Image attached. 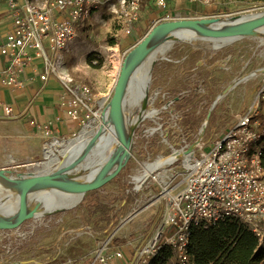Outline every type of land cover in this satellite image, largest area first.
<instances>
[{"label": "rangeland", "instance_id": "1", "mask_svg": "<svg viewBox=\"0 0 264 264\" xmlns=\"http://www.w3.org/2000/svg\"><path fill=\"white\" fill-rule=\"evenodd\" d=\"M29 1L42 6L51 0ZM165 1L166 7L161 8L155 0H141L138 19L128 23L126 4L109 0L92 12L63 52L62 73L90 88L99 103L95 106L98 118L89 121L92 131L99 129L122 64L138 44L126 42L130 33L140 32L142 39L149 25L153 28L167 21H210L264 12V2L234 0L203 7L189 0ZM216 39L201 36L177 42L169 37L151 46L144 108L155 114L147 113L133 127L121 170L96 190L85 193L71 208L27 218L13 230L0 229V264H87L94 248L107 240L123 253L122 264H140L135 255L164 224L185 174L184 158L178 156L157 170L152 175L155 179L150 176L140 184L135 181L140 165L190 148L196 157L208 154L241 115L257 103L259 111L264 110V102L257 101L264 84V39L250 34L232 41ZM138 84L134 78L125 94L124 113L134 118L140 115L133 103ZM88 123L81 125L75 136ZM43 145L42 141V150ZM54 153L58 155V151ZM105 154L111 155L108 151ZM43 160L44 150L41 158L30 164L6 170L9 176L34 172ZM64 160V155L59 156V163ZM92 162L93 157L83 165ZM87 236L91 240L84 241ZM262 243L264 246V240ZM80 244L87 245L85 253L76 249ZM144 264L178 263L172 253L168 259L158 255Z\"/></svg>", "mask_w": 264, "mask_h": 264}, {"label": "built area", "instance_id": "2", "mask_svg": "<svg viewBox=\"0 0 264 264\" xmlns=\"http://www.w3.org/2000/svg\"><path fill=\"white\" fill-rule=\"evenodd\" d=\"M109 0H51L42 6L29 0H9L10 26L3 35L0 56L6 60L1 84L23 91L27 73L38 77L44 85L50 79L59 84L58 106L71 120L84 126L91 117L98 118L95 106L99 103L85 85L64 75L63 52L76 37L92 12ZM126 4L127 21L138 19L141 0H121ZM166 7L165 0H155ZM203 7L229 4L234 0H189ZM42 85V86H43ZM264 102V84L257 93ZM3 116L13 118V109L0 104ZM44 140H59L52 136V123L30 121ZM264 110L249 109L236 124L215 142L208 154L183 161L182 189L170 205L164 224L135 257L140 264L155 258L163 247L171 249L178 264H190L187 243L193 227L208 225L223 218H233L246 225L262 243L264 240ZM155 179V176H151ZM123 253L111 246L110 240L98 245L87 264H114Z\"/></svg>", "mask_w": 264, "mask_h": 264}, {"label": "water", "instance_id": "3", "mask_svg": "<svg viewBox=\"0 0 264 264\" xmlns=\"http://www.w3.org/2000/svg\"><path fill=\"white\" fill-rule=\"evenodd\" d=\"M251 15L231 17L233 19H236V23H245L246 26L244 30L229 33L208 31L203 28L204 25L212 24L217 20L167 21L149 29V31L143 36L140 42H138L135 50L133 51L134 58L132 59V61L127 63L125 60L122 64L121 70L115 82L113 94L108 106V108L111 110L114 120L119 123L121 118L123 117L126 91L128 90L131 81L135 78L139 69L144 64H146L147 61H149L148 56L149 49L152 46L151 43L160 29L164 30L165 32L173 33V31L180 28H191L194 31L199 32L205 36H216L217 38H225L226 40L228 39L229 41H232L239 39L244 35H252L254 30L264 25V15H260L252 19L250 18ZM148 68L149 73L150 65ZM147 77L148 79L146 78V80H144L145 82H143L146 87L149 80V74ZM146 87L145 89H147ZM138 122L139 120L137 118V123ZM82 132L83 130H81L77 136L66 140L67 142L72 144V147L70 148L68 155H64V162L59 163V167H61L62 170H64V168L66 167L72 168V162L80 157L79 154L81 148L83 147V144H76L75 142H77ZM122 145L124 151L117 168L105 178H101L92 182L86 181L85 183H77L76 181H66L58 178L57 175L50 173L48 170H45V156L44 160L36 165L39 169H36L34 172H27L25 174H20L17 176H7L4 172L0 171V178L4 179L7 182V184H5L4 188L2 189L3 192L0 193V229H16L27 218L35 217L34 214H36V211L38 209L36 207L30 208V203L35 200L38 205H42V207L44 206V210L46 211L45 214L52 213L54 211H64L67 208L75 206L85 193L96 190L103 183L110 181L118 174L127 159V150L129 149V142L125 141L123 137ZM192 151V148H190L184 152L192 154ZM175 153L176 152H174L172 155H174ZM59 156H63V154L58 152V155H56L58 162ZM75 167H78V170L80 171L89 169L88 165L84 166L83 164H80L79 166L76 165L74 166V168ZM159 169L161 168L158 167L154 169L150 173V175L146 177V179L154 175V173ZM63 173L67 174V172ZM37 185L48 186L49 188H34ZM71 193L76 195L75 200L68 205H63L65 198H68ZM49 197L50 203H47L46 201L47 199H49ZM12 199H14V204L13 206H10L9 201Z\"/></svg>", "mask_w": 264, "mask_h": 264}, {"label": "bare ground", "instance_id": "4", "mask_svg": "<svg viewBox=\"0 0 264 264\" xmlns=\"http://www.w3.org/2000/svg\"><path fill=\"white\" fill-rule=\"evenodd\" d=\"M260 15H264V12L261 13H255L251 15L252 18H256ZM238 21V20H237ZM235 22V23H234ZM245 23H236V19L227 17L223 19H218L216 22L212 24L204 25L203 28H205L208 31H216L219 33H229V32H236L241 31L245 29ZM205 36L199 32L194 31L191 28H180L173 33L165 32L164 30L160 29L158 34L154 37L151 45L155 44L156 42H160L166 38H172L174 41H192L195 40L198 37ZM252 36L259 37L262 40L264 39V25L258 27L256 30L253 31ZM217 41H224L226 39L217 38ZM134 58V52H131L127 58L126 62L129 63ZM150 65V62H147L144 64L139 71L137 72L135 79L139 80V84L137 87V95L136 98L133 100V103L136 104L138 107V110L140 112V115L136 118L132 117V115H127L123 113V117L121 118L120 122L117 123L111 113V110L109 109L104 115H102V123L101 127L94 132L91 130L93 127V123L89 122L85 129L83 130L81 136L77 140V143L83 144V147L80 150V157L72 162V168L66 167L64 170L59 167V162L57 160V157L55 155V151H58L59 153H62L63 155H68V152L70 151V148L72 147V144H70L67 141H56L52 140L49 142V147L44 151V156L46 158V162L44 163L45 170H48L50 173H53L57 175L58 178H61L66 181H73V182H82L85 183L86 181H95L101 178H105L110 173H112L117 166L120 163V159L122 156V153L124 151L123 145H122V137L125 141H130L131 138V132L133 127L137 124V118L139 121L146 118V116L154 115L155 112H147L144 108L145 105V95L147 89H145V82L146 78L148 79V67ZM146 113V114H145ZM148 113V114H147ZM95 125V124H94ZM111 153L110 156H106V152ZM178 156H182L184 158V162H188L189 159L192 157L191 153H185V152H176L174 155L160 159L156 161L153 164H145L141 167L140 165V175L139 177L135 178V181L137 183H142L147 176L150 175V173L160 167H164L166 164H170L174 159H176ZM93 157L92 164L88 165L89 169L85 171L78 170V167L80 164H83L87 159H91ZM58 166L56 168H52V166ZM67 172V174L63 173ZM79 172H84L85 174H79ZM79 174V175H78ZM64 175H67L68 177L65 178ZM5 184L7 182L0 178V193H2V189L4 188ZM165 186L167 183H164ZM37 189H46L49 188L48 186L43 185H37ZM51 188V187H50ZM76 198V195L71 193L68 198H65L63 205H68L69 203L73 202ZM50 199V197H49ZM50 201V200H49ZM52 201V200H51ZM14 199L9 201V205L13 206ZM47 205V204H46ZM48 206V205H47ZM37 208L36 214H34L35 217L42 216L46 213L44 210V206L38 205V203L35 201H32L30 203V208Z\"/></svg>", "mask_w": 264, "mask_h": 264}, {"label": "crops", "instance_id": "5", "mask_svg": "<svg viewBox=\"0 0 264 264\" xmlns=\"http://www.w3.org/2000/svg\"><path fill=\"white\" fill-rule=\"evenodd\" d=\"M8 1L0 0V45L3 43V35L11 22ZM17 1L21 2V0ZM129 35V40L127 39L126 42L134 45L141 40L142 33L135 32ZM5 67L6 60L0 56V104L12 107L15 115L13 118L5 119L0 110V119H3L0 121V171L9 176L10 172L6 169L19 164H30L42 156L43 136L38 129L29 124L30 121L34 120L42 124L51 122L53 124L52 136L63 140L75 136L81 125L69 119L59 108L60 88L56 80L50 79L43 85L38 77L28 72L25 90H10L1 84ZM43 93H45L44 96L40 97ZM84 239H86L84 241L91 240L89 236ZM76 249L81 254L85 253L87 245L80 244ZM114 264H122V262L119 260Z\"/></svg>", "mask_w": 264, "mask_h": 264}, {"label": "trees", "instance_id": "6", "mask_svg": "<svg viewBox=\"0 0 264 264\" xmlns=\"http://www.w3.org/2000/svg\"><path fill=\"white\" fill-rule=\"evenodd\" d=\"M151 26L146 28L143 36ZM184 120L185 123L188 122L186 117ZM262 150L264 153V145ZM186 249L190 264H264L263 243L246 225L233 218H223L208 225L193 227ZM171 254L170 248L163 247L158 255L168 259Z\"/></svg>", "mask_w": 264, "mask_h": 264}]
</instances>
